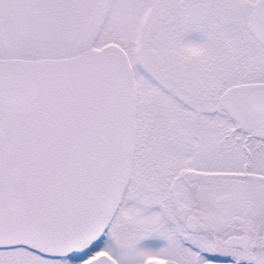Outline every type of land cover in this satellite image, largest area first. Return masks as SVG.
Masks as SVG:
<instances>
[{"label": "snow or ice", "instance_id": "1", "mask_svg": "<svg viewBox=\"0 0 264 264\" xmlns=\"http://www.w3.org/2000/svg\"><path fill=\"white\" fill-rule=\"evenodd\" d=\"M0 264H264V0H0Z\"/></svg>", "mask_w": 264, "mask_h": 264}]
</instances>
